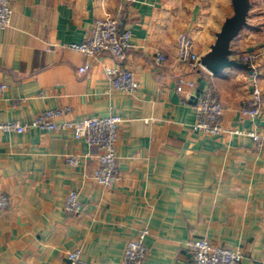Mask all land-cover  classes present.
<instances>
[{"label":"crops","instance_id":"obj_1","mask_svg":"<svg viewBox=\"0 0 264 264\" xmlns=\"http://www.w3.org/2000/svg\"><path fill=\"white\" fill-rule=\"evenodd\" d=\"M10 7V25L0 28V82L7 84L0 123H24L64 106L65 119L113 113L124 121L111 186L92 178L98 148L70 132L0 131V192L9 198L0 212V264H68L74 248L93 264H123L127 240L142 228L149 233L141 264H188L190 244L202 238L241 250L240 264H264V140L232 132L264 130V44L248 32L231 42V58L257 54L251 73L228 68L211 75L176 58L183 33L199 56L210 50L233 14L231 0H10ZM117 11L131 32L123 65L134 72L133 92L111 86V55L89 58L67 47ZM181 80L195 86L178 91ZM201 80L223 104L226 131L219 135L192 128ZM253 80L262 91L261 113L249 119L240 107ZM67 155L78 164H68ZM71 190L82 203L78 213L63 209Z\"/></svg>","mask_w":264,"mask_h":264},{"label":"built area","instance_id":"obj_2","mask_svg":"<svg viewBox=\"0 0 264 264\" xmlns=\"http://www.w3.org/2000/svg\"><path fill=\"white\" fill-rule=\"evenodd\" d=\"M12 9L10 0H0V28L10 25ZM122 15L117 11L113 15H106L96 19L90 27L89 34L79 43H69L67 47L95 58L101 53H108L117 64L105 68V74L111 86L119 91L133 92L138 83L134 78V72L123 65L128 48L131 46V32L122 25ZM257 54L254 52H243L236 55L234 59L246 62L251 66ZM176 58L180 61H189L192 66L204 68L200 62V56L193 50V39L187 34L178 37L176 45ZM156 61L164 62L166 56L157 52ZM89 64L79 67V72H84ZM191 88L195 86L193 80L180 81L177 90L181 91L183 86ZM7 84L0 82V95ZM262 91L253 80V85L247 98L242 101L240 113L249 119L256 118L261 113ZM70 110L69 106L55 109H46L36 114L29 121L20 123L10 120L0 123V131L24 132L30 128H39L47 131H67L75 139H83L89 146L98 148V165L92 172V178L103 186H111L117 179L116 144L118 128L124 119L118 114L106 116H85L78 120L65 119L63 116ZM223 104L211 83H204L202 91L196 96L195 122L192 126L194 131L207 135H219L226 130L222 126ZM233 133L249 136L254 142L264 140V130L243 132L233 130ZM65 161L71 165H77L79 159L74 155L65 156ZM9 198L6 193L0 192V212L8 207ZM63 209L68 213H78L82 210L77 191L71 190L67 193L63 203ZM148 229L142 228L137 234L127 240L122 255L123 264H141L147 254L145 238ZM192 251L191 260L188 264H240L243 253L237 248L225 245H213L206 239L194 240L190 244ZM68 264H93L83 257L80 248H74L66 252Z\"/></svg>","mask_w":264,"mask_h":264},{"label":"water","instance_id":"obj_3","mask_svg":"<svg viewBox=\"0 0 264 264\" xmlns=\"http://www.w3.org/2000/svg\"><path fill=\"white\" fill-rule=\"evenodd\" d=\"M233 14L225 18L220 30L215 34V41L210 50L200 56L201 65L211 75H217L225 69L236 68L252 72V68L246 62L231 58L233 51L231 42L237 37L244 26L247 25L249 0H231ZM204 81H200L196 96L202 91Z\"/></svg>","mask_w":264,"mask_h":264},{"label":"rangeland","instance_id":"obj_4","mask_svg":"<svg viewBox=\"0 0 264 264\" xmlns=\"http://www.w3.org/2000/svg\"><path fill=\"white\" fill-rule=\"evenodd\" d=\"M249 11L247 15V26L253 27L248 29L243 27L241 33L249 34L253 40L258 44H264V0H250ZM253 31V32H251ZM239 32V34H240ZM251 32V33H249Z\"/></svg>","mask_w":264,"mask_h":264},{"label":"trees","instance_id":"obj_5","mask_svg":"<svg viewBox=\"0 0 264 264\" xmlns=\"http://www.w3.org/2000/svg\"><path fill=\"white\" fill-rule=\"evenodd\" d=\"M249 2H250V0H249Z\"/></svg>","mask_w":264,"mask_h":264}]
</instances>
